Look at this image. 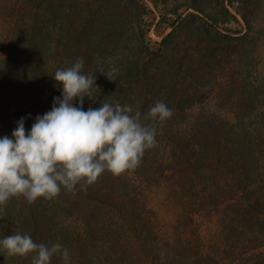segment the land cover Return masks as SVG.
<instances>
[{"label": "trees", "instance_id": "trees-1", "mask_svg": "<svg viewBox=\"0 0 264 264\" xmlns=\"http://www.w3.org/2000/svg\"><path fill=\"white\" fill-rule=\"evenodd\" d=\"M23 1L24 9L12 7L7 18L17 21L18 37L33 41L47 37L91 41L127 37L143 34L154 21L145 0ZM147 1L157 6L156 0ZM229 5L239 14L231 1ZM207 18L211 22L190 13L179 20L193 26L203 44L200 50L210 52L214 60L215 55L244 41L245 34L220 27L212 17ZM140 52L164 63L162 72L153 77L158 80L160 76L162 91L169 88L163 80L174 68L183 71L187 63L186 52L171 56L162 54V50L154 52L147 45ZM34 56L28 48L15 67L7 66L0 73V115H12L10 127L2 136H11L22 117L26 118V131L30 130L36 116L50 111L54 97L61 96L57 83L48 82L44 69L34 65ZM145 64L142 62L141 69ZM138 65L136 68L141 70ZM259 85L251 99L232 104L235 123L219 115H199L192 121L190 115H172L163 122L142 119L145 125L155 127L157 145L145 152L137 169L148 167L153 179L171 184L176 204L188 205L191 210L196 204L214 212L222 210V230L207 251L200 244H183L178 250L172 249L174 258L167 264H264V97H260L264 96V83ZM105 92L101 99L111 102V92ZM187 124L189 130L179 133L178 127ZM124 173L105 172L86 191L78 185L73 192L62 189L54 199L27 202V216L18 213L22 216L19 222L25 229L36 231L47 220L45 214L72 215L81 230L67 232V242H63L70 250L71 264H153V259L158 260L152 245L157 238L144 215L136 187L126 183ZM36 216L44 220L40 225ZM29 257L20 264H31V254ZM52 261L62 264L58 257Z\"/></svg>", "mask_w": 264, "mask_h": 264}, {"label": "rangeland", "instance_id": "rangeland-1", "mask_svg": "<svg viewBox=\"0 0 264 264\" xmlns=\"http://www.w3.org/2000/svg\"><path fill=\"white\" fill-rule=\"evenodd\" d=\"M229 1L239 14L230 7ZM145 2L153 11L149 17L154 21L143 34L92 41L63 37L33 41L18 37L17 21L7 18L12 7L24 9V1L0 0V73L7 66L15 67L17 59H23L27 49L31 48L36 55L34 65L44 69L48 82L57 83L53 79L57 69L70 67L78 58H83V71H94L98 88H105L107 94L111 92L109 101L131 105L134 112L147 115L155 102L163 101L173 115H190L191 121L199 115H219L235 123L232 104L237 100L251 99L256 87L264 83V0H156L157 6L147 0ZM227 11L235 15L239 22L232 20ZM190 13L198 14L207 22H211L207 17H212L220 27L245 34V39L234 44L233 49H225L215 55L217 60H214L210 52L200 50L199 46L203 44L193 26L179 20ZM172 31L174 35L164 43ZM146 45L154 52L162 50V54L171 56L187 53L183 71L174 68L163 80L164 86L169 87L167 90L160 89V76L158 80L153 78L155 73L158 75L162 72L164 63L141 53V47L145 48ZM142 62L146 64L141 69ZM137 65L141 70L136 68ZM105 89L93 94L95 102L85 98L84 110L99 107L100 101L108 102L101 99ZM75 103L78 104V101ZM11 116L0 115V136L10 127ZM187 125L179 126V133L185 134L189 130ZM147 169L126 171L124 179L127 184L136 187L139 202L145 208L144 215L157 238L152 245L156 247L154 253L158 254V260L153 259V264H167L174 258L172 249L178 250L183 244L190 247L200 244L203 251H207L222 230V210L214 212L197 204L191 210L188 205L176 204L172 185L153 179ZM26 207L27 201L22 196L13 197L0 206V239L20 232L29 234L36 243L63 245V242H67V232L77 233L81 230V225L72 215H57V212L54 215L42 213V217H47L46 221L36 216L38 225L44 221L36 231L25 229L19 221L22 216H27ZM18 213H22V216ZM141 252L138 250L140 255ZM29 259V256L22 258L0 254V263L5 264H20Z\"/></svg>", "mask_w": 264, "mask_h": 264}, {"label": "clouds", "instance_id": "clouds-1", "mask_svg": "<svg viewBox=\"0 0 264 264\" xmlns=\"http://www.w3.org/2000/svg\"><path fill=\"white\" fill-rule=\"evenodd\" d=\"M83 69V58L57 69L53 79L61 96L54 97L51 110L37 115L30 130L26 131L22 117L11 136H0V206L20 196L28 203L51 200L62 189L73 192L78 185L86 191L105 172L120 175L136 169L145 152L157 145L155 127L142 119L171 118L168 105L155 102L147 117L119 101L84 110L85 98L95 102L93 94L100 89L96 76ZM0 254L22 258L31 254V264H52L53 257L71 264L70 250L64 245L36 243L20 232L0 239Z\"/></svg>", "mask_w": 264, "mask_h": 264}]
</instances>
